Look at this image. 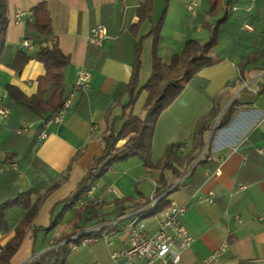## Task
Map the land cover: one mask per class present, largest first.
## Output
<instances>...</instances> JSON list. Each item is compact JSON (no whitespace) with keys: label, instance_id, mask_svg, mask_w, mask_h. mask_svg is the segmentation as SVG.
I'll list each match as a JSON object with an SVG mask.
<instances>
[{"label":"crops","instance_id":"1","mask_svg":"<svg viewBox=\"0 0 264 264\" xmlns=\"http://www.w3.org/2000/svg\"><path fill=\"white\" fill-rule=\"evenodd\" d=\"M190 1L193 0H151V17L140 23L137 8L144 0H7L9 23L6 44L9 48L4 58L10 60L20 48L28 51L35 49V46L31 49L22 46L26 39V22L32 19V15L31 18L26 15L23 20L16 21L15 12L18 9L31 12L34 5L45 2L55 43L69 60L63 73L67 95L73 88L78 71L85 68L91 28L103 23L110 34L102 47L107 53L106 58L100 68L91 73L89 87L75 93L63 121L50 122L48 135L40 142L41 120L34 122V126L23 133L31 137L36 135L33 154L44 169L34 174L44 185L40 193L49 186L57 185L44 198L10 264H24L66 241H70V253L62 264H105L111 260L113 251L125 247L128 220L114 227L86 232L98 233L94 242H84L92 235L78 239L79 233L73 232L76 220L74 209L78 207L75 204V208H65L68 204L66 198L75 191L94 159L103 153V135L107 126L114 121L117 125L121 123L119 116L129 95L124 94L118 100L116 93L120 84L127 83L131 78L134 41L153 31L143 39L140 51L139 81L143 85L152 73L157 39L160 40L158 55L166 63L170 62L173 54L181 51V44L187 39L209 40V32L202 26L203 20L213 19L207 14L209 0H194L198 2L195 20H190L186 10ZM212 53L219 61L198 72L201 78L207 80L204 89L187 83L181 94L159 116L154 128L151 160L156 162L171 142L180 143L182 152L189 150L193 144L195 122L210 110L211 98L236 83L237 86L230 88L232 94L222 102L219 114L238 95V101L232 105L230 121L216 130L214 125L213 131L211 129L208 134L207 161L197 165L191 176L186 172L175 179L170 171H166L171 184L181 179L166 197L170 203L186 206L182 222L193 235L194 242L181 252L184 264H196L222 246L224 252L216 264H264V71L249 70L246 76L251 82L247 91L239 95L247 82L240 84L242 77L237 58L231 57L221 46L214 48ZM45 72L43 63L36 59L28 61L21 72L0 62L3 103H9L8 84L16 85L31 95L37 91L38 78ZM140 95L145 98L146 92ZM133 109L134 106L127 112H134ZM141 113L140 109L137 114ZM10 122L9 117L0 120V162L14 147L10 142ZM124 142L125 139L120 140L117 146ZM21 157L20 154L13 159L18 161ZM218 166L221 173L214 175ZM26 168L29 171L35 169L32 165ZM157 176L158 171L146 169L144 161L138 156L112 164L101 178V183H94V193L102 198L103 203L92 227L99 225L100 220L117 218L122 211L117 207V199H125L122 204L125 212L131 211L135 203L150 199L154 195ZM16 185L20 191L31 187V178L25 170L19 171ZM39 194H33L32 200H36ZM210 195L212 201L205 199ZM59 213L61 219L58 224L47 230ZM143 221L150 232L157 229L155 217L148 216ZM15 233L14 227L6 232L0 230V251ZM104 233H109L111 244L102 238ZM132 264L146 263L136 260Z\"/></svg>","mask_w":264,"mask_h":264},{"label":"trees","instance_id":"2","mask_svg":"<svg viewBox=\"0 0 264 264\" xmlns=\"http://www.w3.org/2000/svg\"><path fill=\"white\" fill-rule=\"evenodd\" d=\"M249 3V0H209L207 14L213 19L202 21L203 28L209 32V40L202 42L200 38L196 37L187 39L181 44V51L173 54L168 63L158 55L160 40L157 39L154 45L152 73L143 85L139 81L140 51L143 39L150 36L153 31H149L134 41L131 78L127 83L120 84L116 93L118 100L124 94L129 95V100L122 107V113L119 116L121 123L117 125L114 121L107 126L103 135V153L94 159L75 191L66 198L68 204L65 205V208L74 207L75 204L77 206L79 200L85 199L90 186L103 178L112 164L130 156L140 157L144 161L146 169L158 171L154 195H158L171 184L165 175L166 171H170L175 179L182 177L186 172L191 176L197 165H203L207 161L208 134L214 125V130H216L230 121L232 105L238 101V95L231 100L220 116L219 114L222 110V102L232 94L230 88L237 86L236 83L211 98L212 107L208 112L200 115L195 122L193 144L189 150L182 152L179 149L180 143L171 142L166 145L162 156L153 162L151 147L154 128L161 113L181 94L187 83L204 89L207 80L201 78L198 72L203 67L214 65L219 61V58L212 53L217 46L225 48L231 57L237 58V66L242 77L240 84L248 80L246 74L249 70L264 71V0H257L252 11H246L245 7ZM232 6H236V10H232L230 8ZM151 9V0H144L142 5L137 8L140 23L143 19L151 17ZM31 13L32 19L26 22L25 38L32 41L35 49L28 51L25 48H20L15 52L13 58L6 60L4 53L9 48L6 44V30L9 23L8 2L0 0V62L5 63L16 72H21L28 61L36 59L43 63L46 71L43 76L38 78L37 91L31 95H27L13 84H8L6 87L9 95V103L6 105L11 108L9 116L11 121L10 142L14 147L0 162V230L6 232L14 227L16 233L1 249L0 264H10V259L20 247L26 229L33 223L44 198L57 185L49 186L40 193V189L44 185L38 181V177L34 174L42 172L44 169L37 163L36 156L33 154L36 135L31 137L23 134L26 131L17 133V129L23 123L43 121L58 112L67 97L63 73L69 60L56 43L52 45L47 43L54 39V35L45 2L34 5ZM188 15L190 20H195L198 16L192 18L190 14ZM244 23H249L253 29L244 30L242 28ZM138 25L139 23L136 24V26ZM102 47L89 44L85 68L91 73L100 68L107 56ZM245 91H247V86L240 91L239 95ZM142 92H146L141 107L142 113L137 114L132 110L127 112L128 108L135 105ZM41 125L40 123L39 128ZM122 139H125V142L121 146H117ZM205 146L206 150L200 156ZM20 154L22 155L20 160L14 161L13 158ZM13 162L18 164L17 169L11 166ZM195 162L196 164L193 166ZM30 165L35 168L34 171L25 169ZM22 170L29 174L31 187L20 191L16 180L19 171ZM33 194H39L34 201L31 198ZM124 201L125 199L116 200L117 207L122 210L116 217L128 212H125L122 207ZM148 201L149 199H146L143 202L135 203L131 210L141 207ZM102 203L103 200L100 203L86 200L83 207L77 206V209L74 207L76 220L73 223V232L80 233L78 239H83L88 235H98V233H85L84 231L96 224L93 221L98 219ZM169 205L167 197H162L153 210L147 214V217L166 209ZM60 219L61 213L52 220L47 230L56 226ZM104 221L100 220L98 224ZM70 246V241H66L24 264H62L70 253Z\"/></svg>","mask_w":264,"mask_h":264},{"label":"built area","instance_id":"3","mask_svg":"<svg viewBox=\"0 0 264 264\" xmlns=\"http://www.w3.org/2000/svg\"><path fill=\"white\" fill-rule=\"evenodd\" d=\"M257 0H249V4L245 7L246 11H252L254 4ZM232 10H236V6L230 7ZM187 13L195 18L198 15V2L190 1L186 4ZM26 15L31 18L32 13L22 9H18L15 12V20L21 21ZM244 30H252L253 27L249 23H244ZM110 38L108 27L103 23H97L91 28L88 42L91 45L101 47L106 39ZM55 39H51L50 45L54 44ZM45 44V43H43ZM23 47L33 48L34 44L28 39H25L22 43ZM91 79V72L82 68L78 71L77 79L73 85L72 90L67 95L64 100L63 107L56 113H53L48 119L41 121V128L38 133V139L43 140L48 135V124L52 121L61 122L63 121L65 115L68 113L72 98L76 92L80 90H85L89 87ZM250 84L248 82L246 85ZM11 115V108L3 103L2 95L0 93V120L6 119ZM34 123L28 122L23 123L21 127L17 129V133H22L31 129ZM183 149V147H181ZM11 166L14 169L18 168V164L13 162ZM221 173L220 167L218 166L214 175H219ZM181 180V179H180ZM180 180L176 183L169 185L166 189L160 192L158 195H153L148 202H146L141 207L135 208L125 215L117 218H112L108 221H104L101 224L90 227L84 232H94L100 228L114 227L119 222L123 220H128L129 233L127 236V243L125 247L118 251H113L111 254V260L105 264H132L136 260H141L146 264H184L181 260V252L185 248L192 245L194 242V237L188 230V228L182 222V216L186 210V206L177 205L171 202L169 207L166 209L154 213L152 216L157 220V229L150 232L148 226L145 224L143 219L147 217L156 203L164 196L168 194L174 187H176ZM96 185L92 184L88 189L85 199L78 201L77 206H82L86 200H91L95 203L102 202V198L95 195ZM212 201L211 195L208 198ZM80 234V233H79ZM102 238L107 244H111L109 240V233H104ZM98 239L97 236H91L84 239L85 243H91ZM224 252V246L215 250L209 256L198 261L196 264H216L222 253ZM93 264H103L100 262H95Z\"/></svg>","mask_w":264,"mask_h":264},{"label":"rangeland","instance_id":"4","mask_svg":"<svg viewBox=\"0 0 264 264\" xmlns=\"http://www.w3.org/2000/svg\"><path fill=\"white\" fill-rule=\"evenodd\" d=\"M170 18H171V16H170ZM169 18V19H170ZM245 82H247L248 83V81H245ZM249 82H251V81H249ZM244 83V82H243ZM249 85V84H248ZM248 85H246V86H248ZM144 100V96L143 95H140L139 97H138V99H137V101H136V103H135V105H134V112L135 113H138L139 112V110L141 109V107H142V105H143V101ZM99 183H101V179L98 181Z\"/></svg>","mask_w":264,"mask_h":264},{"label":"water","instance_id":"5","mask_svg":"<svg viewBox=\"0 0 264 264\" xmlns=\"http://www.w3.org/2000/svg\"><path fill=\"white\" fill-rule=\"evenodd\" d=\"M212 131H213V129H212ZM212 131H211V132H212ZM211 135H212V134H210V136H211Z\"/></svg>","mask_w":264,"mask_h":264}]
</instances>
